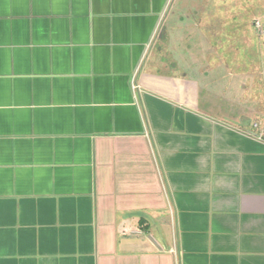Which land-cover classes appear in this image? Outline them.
Wrapping results in <instances>:
<instances>
[{
	"label": "crops",
	"instance_id": "0c3cea01",
	"mask_svg": "<svg viewBox=\"0 0 264 264\" xmlns=\"http://www.w3.org/2000/svg\"><path fill=\"white\" fill-rule=\"evenodd\" d=\"M171 0H0V264H264V140L150 57Z\"/></svg>",
	"mask_w": 264,
	"mask_h": 264
},
{
	"label": "rangeland",
	"instance_id": "374dc122",
	"mask_svg": "<svg viewBox=\"0 0 264 264\" xmlns=\"http://www.w3.org/2000/svg\"><path fill=\"white\" fill-rule=\"evenodd\" d=\"M150 57L201 80L215 116L264 128V0H171Z\"/></svg>",
	"mask_w": 264,
	"mask_h": 264
},
{
	"label": "built area",
	"instance_id": "2783aa9c",
	"mask_svg": "<svg viewBox=\"0 0 264 264\" xmlns=\"http://www.w3.org/2000/svg\"><path fill=\"white\" fill-rule=\"evenodd\" d=\"M252 135L257 140H264V128H262L259 124L253 123L251 126Z\"/></svg>",
	"mask_w": 264,
	"mask_h": 264
}]
</instances>
